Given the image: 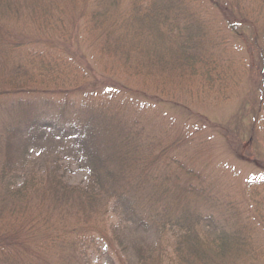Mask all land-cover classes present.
Segmentation results:
<instances>
[{
	"label": "rangeland",
	"instance_id": "rangeland-1",
	"mask_svg": "<svg viewBox=\"0 0 264 264\" xmlns=\"http://www.w3.org/2000/svg\"><path fill=\"white\" fill-rule=\"evenodd\" d=\"M129 3V0L123 2L124 14L128 17L131 14ZM190 3L193 9H199L197 13L209 19L203 22L200 32L202 40L210 45L206 50L215 58L216 70H212L209 81L199 76L192 79L188 70L181 73L175 69L171 74L187 76L179 80L165 74L170 83H159L158 78H152L147 85V80L152 76L150 72L147 73V69L138 75L130 74L131 70L124 71L121 65L123 60L112 57V63L107 58L111 55H103L100 51L97 53L99 43L96 44L91 37L98 28L90 22L91 18L84 22L79 33V23L73 19L68 28L73 34H78L80 39L79 42L75 39L69 46L74 47L78 59L93 67V75L89 78L95 83L94 86H98V93L104 99H94L97 95H91L89 91L78 93L79 82L84 81L76 72L81 66L79 61L72 69L66 68V80L60 79L57 85L54 84L53 74L40 77L42 74L39 70L27 68L29 59L37 68L36 53L45 51L49 42L54 41V37L50 36L53 24L43 22L50 3L36 0L24 21L14 18L0 20L8 26L7 32L0 37L5 45L15 48L16 44H21L11 56L16 59L15 64H8V69L0 68V189L3 186L1 173L6 165L4 161L12 147L15 150L13 156L20 157L30 152L35 164L41 169L54 168L58 179L66 187H71L62 189L60 195L63 202H60L59 209L56 197L41 198L43 190L39 183L34 186L24 184L22 180L15 181L12 187L19 188L22 194L11 195L6 205H17L15 208L18 209L11 210L15 211L11 218L18 222L15 221L16 229L11 232L15 233L12 244L0 242V252L5 250L2 254L4 260H0V264H179L176 248L181 241L179 234L183 231V227L178 226L180 222H186L188 233L198 230L200 238L192 237V243L204 235L206 239L214 236V232L210 231L212 229L195 227L198 212L214 213L222 218L234 213L231 230L243 232V249L250 252L262 247L261 250H264V103L260 104L264 95V73L259 70L260 58L251 52L250 42L246 44L241 38L224 43L227 33L225 15L210 0H192ZM68 5L63 3L68 18L65 20H69V11L71 18H74L80 10V4L76 9L70 6L69 10ZM91 6L96 10L102 8L99 0L90 3ZM47 19L50 23L51 18ZM141 27L142 32L139 30ZM127 33L133 40V35H136V41L139 39L137 34H141L143 41L136 43L126 40L124 46L133 43L137 48L147 49V30L142 21L135 22ZM181 37V34L177 35L175 40ZM141 55L146 56L147 50H135L132 57H128V69L141 65ZM0 61L3 59L0 58ZM18 61L19 65L26 66L16 67ZM111 64L117 68V75L111 70ZM51 66L54 67L53 64ZM33 75L40 76L37 78ZM64 83L67 86L61 88ZM26 84L45 93L42 95L54 97H57L56 90H68L59 93V98L66 99L83 120L88 118L101 131L107 128L123 131L129 145L124 144L122 149L126 151L131 147V151L128 150L130 156L126 164L117 160L111 165L120 171L118 173L129 171L130 179H125V182L140 188L131 196L139 212L135 223L126 220L120 212L113 211L111 204L107 212L94 211L89 201L72 191L74 187L86 185L89 171L81 167L80 155L68 141L49 138L39 140L33 146L31 143L26 145L22 140L14 143L15 138H11L12 147L7 146L8 120L23 116L25 109L34 120L46 118L42 114L43 106L27 105L26 100H31L32 94L39 97V93L31 91L32 94H24L22 88ZM111 85L118 88L110 94L114 96L103 92ZM94 86H87L86 89L91 90ZM101 136L104 142L111 139L107 133H101ZM147 142L152 144L151 153L148 154L146 148L139 147ZM36 155L37 158H34ZM177 172L181 180L176 184ZM43 173L44 178L46 171ZM47 181L49 184L55 182L45 179L41 184L45 185ZM183 186L187 188L177 190ZM1 197L2 193L0 201ZM19 197L20 202L17 201ZM67 206L74 209V215L62 211ZM44 215L51 220L65 217L73 222L66 229L67 232L62 233L66 236L63 243L52 236L56 228L51 232L49 227L45 228L41 223L33 230L28 228L29 221L35 223ZM2 221L0 216V234L10 230H6V225L2 228ZM71 229L73 231L70 233ZM68 240L71 246L67 244ZM83 242L90 247L87 248ZM65 249L71 250L69 257L58 259L63 256ZM10 254L13 259L9 258ZM251 259L255 261L249 260V264H264V253L258 259Z\"/></svg>",
	"mask_w": 264,
	"mask_h": 264
},
{
	"label": "trees",
	"instance_id": "trees-1",
	"mask_svg": "<svg viewBox=\"0 0 264 264\" xmlns=\"http://www.w3.org/2000/svg\"><path fill=\"white\" fill-rule=\"evenodd\" d=\"M40 1H47L50 3V7L47 8V13L44 14L46 19L43 18L44 21H42L50 25L53 24L51 25L52 29L50 36L54 37V41L49 42V47L44 49L45 51L36 53L37 58L35 61L37 62V68L34 67L30 59L28 63L29 67L27 68L39 70L40 74H42V76L38 75L40 77H45L49 73L53 74L55 85H57L56 83H58L60 79L65 81V77H67L66 68L72 69L73 65L79 61L81 66L78 69L79 72H76L84 81L79 82L78 93L85 94L89 91L91 95H97L94 99L98 97L104 99L98 93V86H94L95 83L89 78L93 75V67L87 62H82L81 59H78V55L75 49H73L74 47L69 46L75 39L78 42L80 39L78 34H73L68 28L70 27L69 24L73 22V19L77 24L79 23L77 26V33H79L80 30L83 29L82 26H84V22H88L89 18H91L90 22L94 23L93 25L98 28V31H95L94 35L91 37L94 38L96 44L99 43V47L96 48L97 53L100 51L103 55H111L107 58H109L108 60H111L112 63V57L123 60L121 65L124 67V71L131 70L130 74L135 73L138 75L143 70L147 69V73L150 72L152 75L147 80V85H149L148 81L152 78H158L160 80L159 83H168L169 80H166L168 78L165 77V74L171 76L173 79L179 80H183L184 77L187 76L179 73H175V75L171 74V71L175 69H179L181 73L188 70L187 73L192 79L199 76L205 81L207 79L208 81L211 80V72L212 70H216L214 69L216 67L215 58L206 50L210 45L202 40L203 35L200 33L202 31L203 22L209 19L204 14L197 13L199 10L198 8H196L197 11L193 9L194 7L190 3L192 0H129V5L131 7V14L129 17L124 14V0H99V5L102 7L99 10L93 9L92 6L89 7L90 3L95 1L97 3L98 0ZM210 1L217 6L219 10H222L225 15L224 22L227 25V33L223 40L224 43H232L235 38L245 40L246 44L250 42L251 52L256 58H260L258 60L260 61L259 65H261V69L259 70L264 73V0ZM35 2L36 0H0V20L3 18H14L17 21L26 20L28 18L26 16L31 10L30 7L34 6ZM69 2L71 3L69 4ZM75 2L80 4L79 13L74 16V18H71L72 14L69 11V20H65L67 17L65 16L63 3L69 4L67 6L69 10L70 6H75V9L79 6V4ZM47 17L51 18L50 23L47 21ZM144 20L147 21L143 22ZM140 21L144 23L147 30V49L137 48L133 43L124 46L123 42L126 40H132L136 43L139 40L141 42L143 41V36L141 34H137L139 39L136 41V35H133L135 38V40H133L130 33H127L130 30V26ZM6 27L8 26L0 22V37H3L7 32ZM139 30L142 32V27L139 28ZM180 34L182 35L181 39H178V41L177 39L175 40L177 35ZM16 45L21 46V44ZM15 48L7 47L4 41L0 39V58L4 61H0V68H7L8 64H15L16 59H12L11 57L16 52ZM135 50L136 52L147 50V55H141V59H139L141 60L139 63L141 65L137 64L135 68L130 66V69H128L129 67L126 62L128 61V57H132ZM143 59H147V61ZM217 60L220 61L218 58ZM50 64H53L54 67H49ZM19 66L25 67L26 64L19 65L18 61L16 67ZM117 66L120 67L118 64ZM110 67L111 70L114 71V74L117 75V68L113 64H111ZM34 76L36 77L37 75H33V77ZM64 86H67V84L64 83L60 87L64 88ZM87 86L94 87L91 90H87ZM111 86L113 88H105L103 92L109 96H114V94H110L116 92L118 88L113 85ZM61 88L60 90H56L57 98L53 95H42L45 93L38 90V88L32 89L31 84L23 86L22 90L24 94L28 95L29 92L32 94L31 91H37L39 93V97L32 94L31 100H26L27 105L31 104L37 106L38 104L43 106L42 114L46 115V118L34 120L29 116L28 110L25 109L23 116L8 120L7 126L5 125L6 134L8 135L7 138L9 140L7 146L9 148L12 147L11 138H15L14 143L17 140H22L26 145L31 143L33 146H35L39 140H48L49 138H60L68 141L70 145L75 147L76 153L80 155L81 167L89 171V180L86 185L83 187H74L72 191L82 199L89 201V206L91 208L94 207V211L96 209L100 213L107 212V208L109 204H111V209L113 211L120 212L119 214L123 215L126 220L132 223L139 212L135 204L136 202H134V199H131V196H134L140 188L136 184L133 186L131 183L128 185V183L125 182V179H130L128 177L129 171L118 173L120 171H116L111 165L113 161L116 162L117 160L120 163L126 164L130 156L128 150L131 147H128L129 149L126 151L122 149L124 144L129 145L124 137L123 131L119 130V132H116L117 129L115 128H107L101 131L95 124L91 123L88 118L84 119V121L76 110H74L73 106L69 105L66 99L63 100V97L59 98V93L68 91L64 89L61 90ZM261 103H264V95L260 100V104ZM87 121L88 123H86ZM101 133H107L111 139L104 142ZM56 134L58 136H56ZM152 142L155 141L152 140ZM96 145L99 147H96ZM151 145L152 144L147 142L143 147H139L146 148L148 154L151 153ZM135 148L137 149L136 145ZM14 151V147H12L8 152L7 158L4 161L6 165L1 173L3 186L0 189V196L2 193L0 216H2L3 219L2 228L6 225V230L7 228H10V230L4 234H0V242L6 244L9 242L7 245L12 244V238L15 235V233L11 232L16 229L17 223L15 221L17 220L11 218L12 214L15 212L11 210L16 209L17 207L15 208V206L17 205H13L14 207L7 206L6 202L11 199V195L19 196L22 194L19 188L12 187L15 181L22 180L24 184H31L34 186L39 183L43 190L41 198L45 200L47 197H56L55 199L59 202V209L61 208L60 202H63L61 201L62 197L60 195L62 189H71V187H66L65 184L61 182V179H58L59 176L54 168L41 169L40 166L37 165V163L35 164L32 160L33 158L30 152H25L20 157H15L12 155ZM37 155L34 158H37ZM45 171L46 174L43 178V172ZM175 177L177 179V184L181 180L180 173L177 172ZM41 178H43V180H55V182L52 181L54 184H49L47 181V184L44 185L41 184V181H43ZM186 188L183 186L177 190H185ZM188 193L189 192H187L186 195ZM17 201H21L20 197ZM230 207L238 210L235 206ZM144 208H147V200ZM62 211L67 212V214L71 216L75 214L71 206H67L66 209H62ZM191 211L194 212L193 209H191ZM46 216L47 215H44V218H39L35 223H30L29 221L28 228L31 230L38 228L40 223L43 224L45 228L49 227L51 229L49 231L51 232L56 228L55 234L52 232V236L54 235L58 238L60 243H63V238L66 236L62 233L67 232L66 229L70 227L73 222H69L68 219L63 216L60 220H51ZM196 216L197 220L195 227L202 226L212 229L210 231L214 232V236L206 239V235H204L203 238L192 243V237H195V239L199 237L198 230L197 232L192 231L188 233L186 222H180L178 226H182L183 231L179 234L181 241L176 248L180 260L179 264H245V261L246 264H249V260L251 262L255 261L251 259V257L258 259L259 256L264 253V250H261L262 247L254 248L250 252L244 250L243 232H233L231 230L233 227L231 217L234 216V213L232 216L225 215L223 218L214 213L205 214L201 212L196 213ZM68 218L71 217L69 216ZM75 218L78 220L77 216H75ZM9 221H11V223H9ZM135 222L136 221H134V223ZM72 231L73 229L69 230L70 233ZM0 232H2V230ZM216 242H218V244L214 245L213 243ZM67 244L70 245L69 240ZM84 245L87 248L90 247L87 243H84ZM4 252L5 250H3V252L1 250L0 260H4L2 255ZM70 252L71 250L65 249L63 256L58 257V259L69 257ZM144 256L145 255H143V257ZM12 257V255L9 256V258ZM4 263L6 262H3V264Z\"/></svg>",
	"mask_w": 264,
	"mask_h": 264
}]
</instances>
